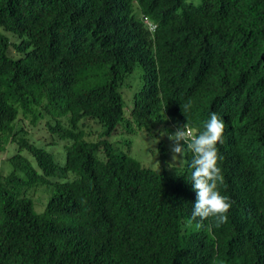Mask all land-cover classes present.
<instances>
[{
    "label": "trees",
    "instance_id": "trees-1",
    "mask_svg": "<svg viewBox=\"0 0 264 264\" xmlns=\"http://www.w3.org/2000/svg\"><path fill=\"white\" fill-rule=\"evenodd\" d=\"M136 69L129 103L120 87ZM211 112L225 122L220 191L234 203L226 223L197 230L192 153L172 176L107 137L186 118L195 132ZM6 146L0 264H264V0H0Z\"/></svg>",
    "mask_w": 264,
    "mask_h": 264
},
{
    "label": "clouds",
    "instance_id": "clouds-1",
    "mask_svg": "<svg viewBox=\"0 0 264 264\" xmlns=\"http://www.w3.org/2000/svg\"><path fill=\"white\" fill-rule=\"evenodd\" d=\"M140 20L149 32H152L155 29L156 25H153L148 19L141 17ZM190 108V102L183 105L184 111H187ZM125 116L127 115L125 114ZM157 126L163 128V126L161 125H155L149 130H137L134 128L133 132L141 131L145 136L153 134L151 137L155 138V135L154 133H152V131ZM175 127L176 129L173 132H167L163 128L166 133H162V138L165 139L167 143L172 141V145L170 148V151L172 153V163L168 165L169 168L170 165L175 162L184 163L185 160L181 157L185 156L186 151L192 153V159L188 164V167L192 169L190 184L192 190L196 193V196L194 205L192 207L191 216L187 221V224L188 226H192L193 222H196L195 228L199 230L206 227L204 224L205 220H210L212 223L209 224L207 228L209 230L213 226L218 228L227 222V213L234 203V201H232L227 195H222L220 191V187L225 184V180L224 176L222 175L221 168L218 166V162L222 160L223 157L219 153L217 145L223 143L225 122L219 114H217L216 112H211L210 118L203 124L202 130L197 129L194 132L187 118L186 123L182 125L178 124ZM160 143L163 145L164 155L169 153L166 151L164 141H160L158 143V140L156 139L155 144H157V148L155 149L157 153L159 152L160 154ZM154 145L152 146L154 147ZM184 145H186V148ZM124 146L125 149H128L129 142H126ZM120 152L125 153L123 151ZM99 153L102 156H99ZM97 157L103 159V153L100 151L97 152ZM180 168L181 166L176 169L174 167L170 169H172V171L178 172V169Z\"/></svg>",
    "mask_w": 264,
    "mask_h": 264
},
{
    "label": "rangeland",
    "instance_id": "rangeland-1",
    "mask_svg": "<svg viewBox=\"0 0 264 264\" xmlns=\"http://www.w3.org/2000/svg\"><path fill=\"white\" fill-rule=\"evenodd\" d=\"M190 1L196 3L198 0H187V2H190ZM10 55L16 56V53L11 49ZM136 75L139 76L138 83H141L140 72H139V70L136 69L133 74L127 76L123 80V83L120 87V91H121L122 98L124 101H126L125 93L128 92V95H129L128 102L129 103L132 100V95H133L134 91H136V89L138 88V84H136L135 80H134V77ZM128 106L130 107L131 105H128ZM83 124L84 125L86 124V126H87L86 130H88L90 132V133H86L88 139L96 141L98 133L100 131L99 126L92 121H85ZM32 131L31 132L33 134H36L35 131H37V130H32ZM152 133H154L155 138L151 137L153 134L145 136L141 131H136L133 133H126L123 128L118 127L114 131V133H112L111 135H109L107 137V140L109 141V143L112 144V146L117 151L125 152L131 158L138 161L141 166H143L145 168L152 169L156 172H159L161 170H165L168 173L175 175L177 172L172 171V169H170V168L174 167L176 169L180 166L182 167L183 163L175 162V163L170 165V168L168 167V165L170 163H172V159H171L172 153L170 151L172 141L167 143L166 140L162 138V136H163L162 133H166V132L160 126H157L152 131ZM40 136H41V133L37 134L35 136L34 140L37 141L40 138ZM156 139L158 140V143L160 141H164V146L166 148V151L169 153H167L166 155H161V154H159V152L157 153V151L155 149V148H157V144H155ZM30 142H33V140L30 139ZM126 142H129V148L128 149H125V146H124V144ZM152 145H154V147ZM38 147H39V145H38ZM45 148L47 149L46 151L51 152L52 148H55V147H52V148L51 147H49V148L45 147ZM57 151L60 152V153L58 152L57 154H60V157L62 156L61 158H63V160H64V150L53 149L52 153L56 155ZM13 152H14V149L11 146H6L5 150L0 151V174H6L8 172V169L6 167L5 162H6L7 158L13 154ZM23 153L25 156H27L29 158V156L25 152H23ZM99 156H102V155L99 153ZM181 158L183 159V157H181ZM31 197L35 202L34 203L35 204V211L40 212L43 209L44 204H45V198L47 197L46 192L43 190V188H37L31 194Z\"/></svg>",
    "mask_w": 264,
    "mask_h": 264
}]
</instances>
